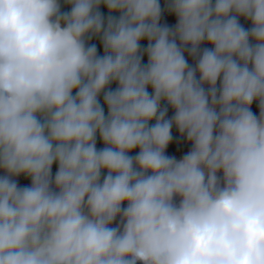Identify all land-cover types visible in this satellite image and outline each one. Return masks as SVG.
<instances>
[{"label": "clouds", "instance_id": "obj_1", "mask_svg": "<svg viewBox=\"0 0 264 264\" xmlns=\"http://www.w3.org/2000/svg\"><path fill=\"white\" fill-rule=\"evenodd\" d=\"M63 2L0 0V264H264V0Z\"/></svg>", "mask_w": 264, "mask_h": 264}, {"label": "trees", "instance_id": "obj_2", "mask_svg": "<svg viewBox=\"0 0 264 264\" xmlns=\"http://www.w3.org/2000/svg\"><path fill=\"white\" fill-rule=\"evenodd\" d=\"M164 1H165V0H164ZM68 7H69V5L65 4V3L63 2V0H60V8H61V11H66V10L68 9ZM99 10H100L101 14L104 15V16H106V15L108 14L107 9H106V7H105L103 4H101V5L99 6ZM239 22H240L245 28H247V27L250 25V21H246L243 17H240V18H239ZM87 42H88V43H94V44H96V47H97V53H98V54H102L103 49H102V46H101V44H100V41H99L98 37H93V38H91L90 40H88ZM140 44H141V47L143 48L144 46H146L147 41L144 40V39H142V40L140 41ZM146 61H147V57H146V55L142 56V57H141V63H142V64H143V63H146ZM217 83H218V82H217ZM109 87H110V88H114V87H115V83L113 82L112 84L109 85ZM148 91L151 92V88H150V87H149ZM98 99L100 100V103H101V105H102V107H103L102 95H101V97H98ZM256 103H257V102L254 100V101L251 103V105L249 106V107H250V110H251L253 113H254V111H253V105L256 104ZM105 112H106V108H105ZM171 135H172V140L170 141L169 145H168L167 148L165 149V153H166L167 155H172V156H174L177 146L183 143L184 138L178 133V131L175 129V127H173V128L171 129ZM102 146H103V144H102V142L100 141L99 137L97 136L96 147H97V148H100V147H102ZM136 151H137L136 149H133V150L129 153V155H135V152H136ZM53 164H54V167L56 168L55 163H53ZM103 175H104V173L102 172V173H101V178L103 177Z\"/></svg>", "mask_w": 264, "mask_h": 264}, {"label": "water", "instance_id": "obj_3", "mask_svg": "<svg viewBox=\"0 0 264 264\" xmlns=\"http://www.w3.org/2000/svg\"><path fill=\"white\" fill-rule=\"evenodd\" d=\"M159 4H160V7H161V19H160V23H165V24H168L169 26L173 25L175 23V15L168 12L167 10H165V1L164 0H159ZM201 47H210V45L207 44V42H202L201 44ZM185 58L186 60L191 64L193 63V60H192V57H190L188 54H187V51L185 50ZM172 114V109L169 107L168 108V111L166 113L167 116H171ZM190 148V143L185 141L178 149V153L176 155V158L179 159V155H180V152H187ZM51 172L54 174L55 172V169H54V164L52 165V168H51ZM0 174H3V170H0ZM17 183L19 185H27V184H30V178L24 176L23 174L15 177ZM139 264V262L137 263Z\"/></svg>", "mask_w": 264, "mask_h": 264}, {"label": "flooded vegetation", "instance_id": "obj_4", "mask_svg": "<svg viewBox=\"0 0 264 264\" xmlns=\"http://www.w3.org/2000/svg\"><path fill=\"white\" fill-rule=\"evenodd\" d=\"M249 26H250V25H249ZM249 26H248V27H249ZM253 111H254V114H258L259 109H258V105H257V103L253 105ZM184 142H185V140L183 141V143H184ZM183 143H182V144H183ZM182 144H180V145L177 146L176 151H175V154H174L175 157H176V155H177V153H178V149H179V147H180ZM184 153H186V152H182V153L180 152L179 158H180ZM54 169H55V167H54ZM113 223H115V221H114ZM137 263H138V262H137Z\"/></svg>", "mask_w": 264, "mask_h": 264}]
</instances>
